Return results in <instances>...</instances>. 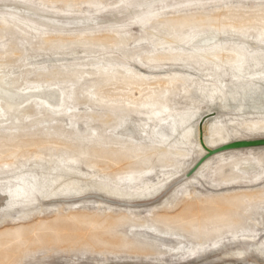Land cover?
I'll use <instances>...</instances> for the list:
<instances>
[{"label":"rangeland","instance_id":"rangeland-1","mask_svg":"<svg viewBox=\"0 0 264 264\" xmlns=\"http://www.w3.org/2000/svg\"><path fill=\"white\" fill-rule=\"evenodd\" d=\"M262 124L264 0H0V264L264 263Z\"/></svg>","mask_w":264,"mask_h":264},{"label":"water","instance_id":"water-1","mask_svg":"<svg viewBox=\"0 0 264 264\" xmlns=\"http://www.w3.org/2000/svg\"><path fill=\"white\" fill-rule=\"evenodd\" d=\"M205 119H206L205 117L201 118V122H204ZM255 146H264V138L263 139H253V140L233 141V142L221 145L217 148L207 150V154L210 155L214 152L227 150V149L246 148V147H255ZM202 158L203 157H201L199 161H197V163L200 162ZM204 264H264V263L259 262V261L242 262V263L228 261V262H222V263H204Z\"/></svg>","mask_w":264,"mask_h":264},{"label":"bare ground","instance_id":"bare-ground-1","mask_svg":"<svg viewBox=\"0 0 264 264\" xmlns=\"http://www.w3.org/2000/svg\"><path fill=\"white\" fill-rule=\"evenodd\" d=\"M257 127L258 128H263L264 129V125L262 124V125H257ZM261 139H263V138H261ZM242 140H253V139H240V140H235V141H242ZM233 142V141H232ZM227 143H230V142H227ZM224 144H226V143H223L222 145H224ZM219 146H221V145H219ZM219 146H216V147H213V148H211V149H214V148H217V147H219ZM255 147H259V146H255ZM246 148H251V147H246ZM234 149H240V148H234ZM207 150H210V149H208V148H206V153L204 154V155H206L207 154ZM227 150H230V149H227ZM222 151H224V150H222ZM215 154H216V152H214ZM214 153H212V154H214ZM217 153H220V151H217ZM212 154H210V155H212ZM203 155V156H204ZM202 156V157H203ZM204 263V262H203ZM213 263V262H212Z\"/></svg>","mask_w":264,"mask_h":264}]
</instances>
